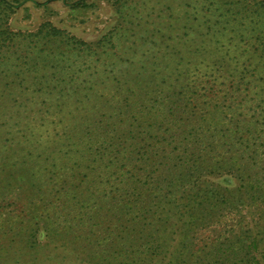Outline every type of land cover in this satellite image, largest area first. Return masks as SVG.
<instances>
[{"label":"rangeland","instance_id":"rangeland-1","mask_svg":"<svg viewBox=\"0 0 264 264\" xmlns=\"http://www.w3.org/2000/svg\"><path fill=\"white\" fill-rule=\"evenodd\" d=\"M82 1L84 0H7V5L0 3L1 36L9 31V36L17 33L23 35L20 37L32 39L42 32V23H52L60 31L65 44L74 40L84 41L92 46V40L110 33L114 24L125 22L130 16L138 14L152 24V27L159 26L162 35L172 38H163L157 33L153 37L156 43L144 37L143 41L140 35L137 37L138 27L128 23V27H135L131 41H125V36L113 40L112 45L109 43L108 47L102 48L104 52L100 54L101 58L58 47L57 42L51 62L44 71L45 77L42 78L39 74L36 77L34 72L27 73V63L22 62L27 59L25 53L17 58L21 47L18 51L15 49L17 46L10 47L13 51L11 53L0 49V240L11 243L7 247L10 248L8 253L0 256V264H10L14 252L18 253L26 243H31L30 223H26V219L31 214L33 204L40 207V204L48 203L42 210L44 221L40 226L48 225L54 234H60L57 237L50 235L55 241L59 242L63 238L64 244L68 242L71 245L68 257L57 249L52 252L55 256L53 260L47 261L50 257L42 254V261L47 264H74L73 260L104 263L107 259L112 263L123 260L119 264H128L132 257L127 254L118 258L109 255L111 247L122 246L120 237L124 236L125 241L126 233L133 225L141 227L146 221L155 220L156 215L153 213L161 212L162 203H155L162 194L158 189L149 190L152 181L148 180L150 178L146 176V172L140 173V177H120L119 167L107 162L115 158L111 152L121 148L122 141L138 129H134L135 124L131 125L129 121L119 122L120 105L116 99L127 96L128 87L135 81H139L141 85L144 82L152 84L155 90L164 86V82L173 81L170 75L174 74L175 78L177 76L176 72L169 70L176 63L172 49L177 41H180L176 46L178 49L182 50V46H185L181 37L187 29H183V25L187 23L188 17L197 16L202 21L213 14L201 10L204 0L195 3L198 6L196 12L189 8L187 14L185 4L189 0H86L87 5L84 6L79 5ZM194 22L197 23V20ZM148 33L151 34L150 31ZM194 34L199 40V33L190 35ZM252 35L253 33L238 31L230 40L225 36L222 38L223 47L216 50L227 51L228 57H232L230 67L236 69V97L240 100L237 111L247 113L246 106L258 105L260 120L252 121L246 127L240 126L243 139L234 148L238 151L236 157L239 158L241 167L258 170L256 177L262 178L264 73H259V70L264 69V46L256 49L258 43ZM208 45L212 47L213 43ZM129 46H134L136 51L132 53ZM216 52H211L208 56H215ZM3 56L5 57L1 59ZM64 58H67L66 62H63ZM31 63L34 61L31 60L28 65L31 66ZM154 63L160 64L155 71L151 70ZM206 64H209L208 67ZM103 65H109L104 70L108 69L111 73H103ZM211 65L209 60L199 65L197 76L209 70ZM20 66H26L23 69L25 72L17 75L15 71ZM78 69H81L80 78ZM95 69L99 72L93 73ZM148 69L150 73L144 76V71ZM107 77L116 78L111 82H103ZM91 79L94 80L93 83L107 86L99 89L96 84L94 95L89 97L85 96V90L90 85L87 81ZM174 81L177 85L183 84L185 80L181 78ZM247 83L251 86L246 90ZM180 88L181 86L175 88V91ZM173 89V85L169 86L165 91L150 93V97L159 95L161 98V94L167 95ZM220 96L221 93H218L215 100ZM133 98L127 96V104ZM181 100L185 101L186 98ZM145 103L154 104L143 95L136 103V108L132 106V102L126 104L128 108L125 110H133L131 119L136 124L146 115L147 108L143 113L140 109ZM195 103L198 100L195 99L192 105ZM158 107L155 105L147 116H152ZM100 115H104L101 118L104 121L88 127ZM245 117L241 116L243 119ZM132 129V133H128ZM125 145L128 150L133 148H129L130 143L126 141ZM87 146L92 148H86ZM94 149H101L103 152L99 153ZM68 160L64 165L63 162ZM146 181L148 183H144ZM31 185L36 186L34 191ZM36 192L38 195H33ZM249 209L244 202L234 205L231 210L227 209L228 212L223 213L224 223L230 221L231 225L236 224L241 215L248 217ZM162 213L165 218V212ZM262 215L264 216V209ZM145 231L143 233L148 232ZM15 232H19L20 236ZM208 234L209 230H202L198 235ZM36 236L41 240L38 234ZM50 239L47 238L48 241ZM130 244L123 248L136 250L134 244ZM27 248L37 249L36 252H39L42 247L36 244ZM135 257L140 256L136 254ZM11 264L16 262L12 261Z\"/></svg>","mask_w":264,"mask_h":264},{"label":"trees","instance_id":"trees-1","mask_svg":"<svg viewBox=\"0 0 264 264\" xmlns=\"http://www.w3.org/2000/svg\"><path fill=\"white\" fill-rule=\"evenodd\" d=\"M199 1L186 2V14L189 13V8L196 12L198 6L195 3ZM0 3L8 4L7 0H0ZM79 5H87L86 0L79 2ZM201 10L211 12L213 16L206 17L202 21L197 16L188 17L187 23L183 25V29H187V32H183L184 35L181 37L185 46H182V50L178 49L176 46L180 41H177L172 49L176 63L169 70L176 72L177 77L175 78L174 74L170 77L178 81L182 78L185 80L184 83L176 85L174 80L167 81L164 82V86L155 90L152 84L144 82V85H141L139 81H135L126 91L127 96L134 97L128 100V104L127 96L116 99L120 105L118 106V113L121 116L119 122L129 121L131 125L135 124L134 129H138L130 130L128 133L133 131V134L125 140L130 143L129 148H132L131 146L133 148L128 150L125 141H122V147L111 152L115 158L107 162L119 167L120 177H140V173L146 172V176L150 178L148 180L152 181L149 190L158 189L162 194L155 203L156 205L162 203L161 212L153 213L156 215L155 220L146 221L141 227L133 225L126 233L125 241H123L124 236L120 237L119 241H122L123 245L111 247L109 255L116 258L125 254L130 255L132 258L128 264H264V216L262 215L264 173L262 178L256 177L259 174L258 170L241 167V162L236 157L238 151L234 148L238 141L243 139L240 126L246 127L252 121L260 120L261 114L257 113L258 105L252 106V104L246 106L247 113L237 111V103H240V100L236 97V69L230 67L232 57H228L227 51L216 50L223 47V37L228 36L230 40L238 31L253 33L252 37L258 43L256 49L264 46V0L255 2L204 0ZM196 20L197 23L194 22ZM128 23L138 27L137 37L140 35L143 41L145 38L156 43L153 37L155 38L157 33L163 38L167 36L159 32L161 29L159 26L152 27L147 20L134 14L129 20L114 24L110 33L102 38L92 40V46L84 41L75 42L74 40L65 44V40L59 34L60 31L52 23H42V32L32 39L20 37L23 35L17 33L9 36V31L1 36L2 30H0V49L11 53L13 51L10 47L17 46L15 48L17 51L21 47L17 58L25 53L27 59L22 62L27 63L25 68L27 73L34 72L36 77L39 74L42 78L45 77L44 71L51 62L54 45L57 42L58 47L76 50L78 53L98 55L101 58L100 54L104 52L102 48L108 47L109 43L112 45L113 40L125 36V41H131L130 37L134 34L135 27H128ZM192 33H199V40L196 34L190 35ZM210 42L213 43L212 47L208 45ZM129 49L132 53L136 51L134 46H129ZM60 52L62 53L63 50ZM211 52L213 54L216 52V55L208 56ZM31 60L34 63L30 66L28 63ZM206 60L212 62V65L209 70L197 76L199 65ZM66 61L67 58H64L63 62ZM153 65L155 66L151 67V70L154 71L157 70L156 66H160L155 63ZM208 65L206 64L207 67ZM24 67L20 66L15 73L17 75L24 73ZM106 67L102 66L103 73L108 71V69L104 70ZM80 71L81 69L77 70L78 78L82 77ZM149 71L150 69L145 70L144 76H148ZM97 72L99 70L95 69L93 73ZM259 73H264V69L259 70ZM115 78L107 77L103 82H109V80L111 82ZM142 80L145 81V79ZM93 81V79L87 81L90 85L85 86V88L88 87L85 90V96L94 95V87L97 83ZM97 85L99 89L107 86ZM172 85L174 89L167 95L161 94L162 99L159 95L150 97V93L165 91ZM180 86L181 88L175 91V88ZM245 86L247 90L251 85L247 83ZM218 93H221V96L215 100ZM141 95L154 104L142 105L141 113L147 108L146 115L136 124L131 119L133 110L125 109L128 108L129 102H132V106L136 108ZM184 97L186 100L182 101ZM195 99L198 103L192 105ZM155 105L159 106L158 109L148 117L147 114ZM100 116H97V119L88 127L96 122H103L101 118L104 115ZM241 116L246 117L243 119ZM207 124H210L208 128H206ZM84 135L81 136L80 142ZM86 148H92V146ZM95 151L103 152L101 149ZM57 152L59 153L60 149ZM64 157H66L65 154ZM67 162L69 160L63 162L64 165ZM124 167L129 168L123 169ZM30 187L34 188L33 191L36 189L35 185ZM33 195H38V192ZM240 202L250 207L248 217L241 215L236 224L231 225L230 221L225 224L223 213L228 212L227 209L231 210ZM46 204L48 203H42L40 207L33 204L30 208L32 211L30 215L28 214L26 223H30L31 243H26L25 247L18 250V253L14 252L12 255L14 263L47 264L42 261V254L50 257L47 261L53 260L55 256L52 252L55 249L63 252L66 257L69 256L71 245L68 242L64 244L63 238L59 239V242L55 241L50 235L57 237L60 234H54L48 225L40 226V223L44 221L42 210ZM162 212H165V218ZM145 230L148 232L143 233L146 232ZM202 230H209V234L198 235ZM15 234L20 236L19 232ZM37 234L41 240L37 239ZM47 238L51 239L48 241ZM132 239H134L133 242H131ZM130 243L134 244L136 250L123 248L131 245ZM36 244L42 247L39 252H36L37 249L27 248L34 247ZM10 245L9 241L0 240V256L8 253L10 248L7 247ZM104 252L102 249V253ZM136 254H139L141 258H136ZM121 261L123 260L112 263L110 259H107L104 263H91L73 260L74 264H119Z\"/></svg>","mask_w":264,"mask_h":264}]
</instances>
